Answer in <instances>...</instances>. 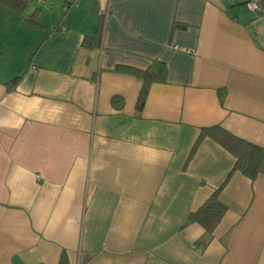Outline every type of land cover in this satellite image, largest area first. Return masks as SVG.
<instances>
[{"label": "crops", "instance_id": "0c3cea01", "mask_svg": "<svg viewBox=\"0 0 264 264\" xmlns=\"http://www.w3.org/2000/svg\"><path fill=\"white\" fill-rule=\"evenodd\" d=\"M35 1L29 58L0 69V264H264V164L209 136L190 154L212 126L264 148V7ZM153 64L138 109L115 68ZM219 187L212 232L186 223Z\"/></svg>", "mask_w": 264, "mask_h": 264}, {"label": "trees", "instance_id": "16d2710c", "mask_svg": "<svg viewBox=\"0 0 264 264\" xmlns=\"http://www.w3.org/2000/svg\"><path fill=\"white\" fill-rule=\"evenodd\" d=\"M28 1L30 2L32 0H0V3L6 4L13 10L20 11L23 8H26ZM260 3L262 7H264V0H260ZM88 40L90 46H93L97 43L98 35L88 37ZM158 65L159 66L156 67L157 65L153 64L149 69L144 71L126 66H116L115 68L117 71H125L139 77L145 83L140 89L138 95V109H140L144 103L148 82L152 80H164L165 67L162 64ZM18 79L19 77L17 76L8 81L10 89L16 85ZM204 136L212 138L235 157L233 169L240 170L244 175L251 179L261 171L262 164H264V148L242 140L219 126L201 128L200 134L198 135L190 154L194 151L197 144ZM219 190L220 187L215 189L196 211L190 213L187 217L186 223L197 222L204 228L206 233H211L225 211V206L218 199Z\"/></svg>", "mask_w": 264, "mask_h": 264}, {"label": "rangeland", "instance_id": "374dc122", "mask_svg": "<svg viewBox=\"0 0 264 264\" xmlns=\"http://www.w3.org/2000/svg\"><path fill=\"white\" fill-rule=\"evenodd\" d=\"M40 2L28 1L26 8L20 11L0 3V69L8 71V74L29 58V19H34V12L43 8L44 4ZM45 2L50 4L52 1L45 0ZM243 5L246 6L247 3ZM245 8L249 15L254 12H251L250 8L249 11L247 6Z\"/></svg>", "mask_w": 264, "mask_h": 264}, {"label": "built area", "instance_id": "2783aa9c", "mask_svg": "<svg viewBox=\"0 0 264 264\" xmlns=\"http://www.w3.org/2000/svg\"><path fill=\"white\" fill-rule=\"evenodd\" d=\"M75 0H66L65 5L66 6H71L73 5ZM249 7L252 11L256 12L259 11L261 8V3L260 0H254L249 2ZM173 48H177V45H172Z\"/></svg>", "mask_w": 264, "mask_h": 264}]
</instances>
